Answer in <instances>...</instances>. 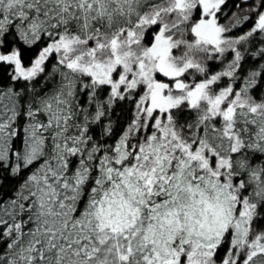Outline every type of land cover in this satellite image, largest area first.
Segmentation results:
<instances>
[{"label":"snow or ice","instance_id":"6c2138e0","mask_svg":"<svg viewBox=\"0 0 264 264\" xmlns=\"http://www.w3.org/2000/svg\"><path fill=\"white\" fill-rule=\"evenodd\" d=\"M0 0V264H264V0Z\"/></svg>","mask_w":264,"mask_h":264},{"label":"trees","instance_id":"16d2710c","mask_svg":"<svg viewBox=\"0 0 264 264\" xmlns=\"http://www.w3.org/2000/svg\"><path fill=\"white\" fill-rule=\"evenodd\" d=\"M235 2H238V0H230L228 7H231L234 10V4H235Z\"/></svg>","mask_w":264,"mask_h":264}]
</instances>
